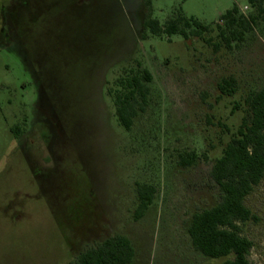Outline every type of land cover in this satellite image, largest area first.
Here are the masks:
<instances>
[{
  "label": "rangeland",
  "instance_id": "rangeland-1",
  "mask_svg": "<svg viewBox=\"0 0 264 264\" xmlns=\"http://www.w3.org/2000/svg\"><path fill=\"white\" fill-rule=\"evenodd\" d=\"M233 5L258 17L228 48L215 27ZM0 9L11 19L0 32V264H68L114 234L131 240L129 264H220L194 250L186 227L217 202L211 164L244 96L264 90V0H0ZM177 14L210 30L184 39L145 27ZM138 64L152 80L126 131L107 89ZM229 76L228 96L217 83ZM192 152L200 158L181 165ZM138 183L156 192L136 220ZM245 204L256 217L240 224L248 259L264 264V177Z\"/></svg>",
  "mask_w": 264,
  "mask_h": 264
},
{
  "label": "trees",
  "instance_id": "trees-1",
  "mask_svg": "<svg viewBox=\"0 0 264 264\" xmlns=\"http://www.w3.org/2000/svg\"><path fill=\"white\" fill-rule=\"evenodd\" d=\"M250 2L254 4L255 0ZM257 17V14L245 17L235 5L222 14L223 25H216L215 29L223 46L230 48L233 42L241 41ZM145 27L154 35L179 34L184 39L201 36L210 30L198 19L182 14L174 15L161 24L150 17ZM151 80V72L138 64L136 69L123 68L108 87L114 116L124 130H130L134 118L146 109ZM217 87L221 94L229 96L235 93L236 81L232 76L224 77ZM243 104L245 112L240 123L230 133L221 154L213 160L209 170L210 180L218 190V200L211 206L194 211L186 227L194 250L208 258L223 259L220 264H250L248 254L253 243L241 234L240 224L256 219L245 199L264 177V90L249 91L243 98ZM199 158L192 152L181 156L179 161L181 165L188 166ZM135 191L137 204L133 217L137 220L151 205L156 190L151 184L138 183ZM134 252L127 236L114 234L88 246L68 264H129Z\"/></svg>",
  "mask_w": 264,
  "mask_h": 264
},
{
  "label": "flooded vegetation",
  "instance_id": "flooded-vegetation-1",
  "mask_svg": "<svg viewBox=\"0 0 264 264\" xmlns=\"http://www.w3.org/2000/svg\"><path fill=\"white\" fill-rule=\"evenodd\" d=\"M11 20V19H10ZM8 13L7 15L4 13V10L0 9V32H4V28H2V24H4L6 21H10ZM10 24V23H9Z\"/></svg>",
  "mask_w": 264,
  "mask_h": 264
}]
</instances>
